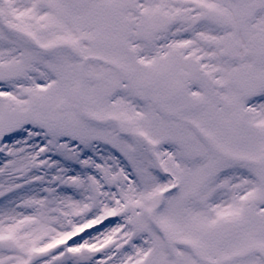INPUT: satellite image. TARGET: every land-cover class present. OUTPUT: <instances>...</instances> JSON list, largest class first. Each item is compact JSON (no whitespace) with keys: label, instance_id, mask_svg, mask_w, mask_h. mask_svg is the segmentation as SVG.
I'll list each match as a JSON object with an SVG mask.
<instances>
[{"label":"snow or ice","instance_id":"1","mask_svg":"<svg viewBox=\"0 0 264 264\" xmlns=\"http://www.w3.org/2000/svg\"><path fill=\"white\" fill-rule=\"evenodd\" d=\"M0 264H264V0H0Z\"/></svg>","mask_w":264,"mask_h":264}]
</instances>
